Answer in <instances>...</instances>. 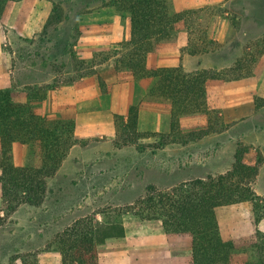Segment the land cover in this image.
I'll list each match as a JSON object with an SVG mask.
<instances>
[{
  "label": "rangeland",
  "instance_id": "1",
  "mask_svg": "<svg viewBox=\"0 0 264 264\" xmlns=\"http://www.w3.org/2000/svg\"><path fill=\"white\" fill-rule=\"evenodd\" d=\"M219 7H211L214 14L227 9ZM213 29L209 37L214 35L221 47L216 58L196 55L183 63L185 71L229 66L247 45V38L228 22ZM129 34V16L114 1L6 3L0 14V90L9 89L16 103H26L31 96L34 110L50 120L72 121L76 144L48 178L49 192L40 206L21 205L6 214L0 190V264H60L50 243L83 217L99 223L120 220L124 227L123 237L107 239L99 248V264H191L190 238L166 234L159 220H142L132 208L150 185L164 191L223 174L231 168L238 145L249 151L245 161L257 162L251 187L264 205V55L253 77L211 84V126L204 116L179 121L177 130L167 132L169 101L149 95L157 79L134 80L115 67L114 51ZM106 57L109 60L96 64ZM160 59L148 56L147 68H174L164 65L172 61L162 64ZM42 94L45 99L38 101ZM256 103L262 105L257 110ZM130 106L137 110L135 128L127 124ZM238 108L243 115L236 118ZM37 161L26 146L13 144L14 166H36ZM226 206L233 207L237 217L251 212L249 202L217 208L222 238L236 240L251 232L244 220L230 224L233 215Z\"/></svg>",
  "mask_w": 264,
  "mask_h": 264
},
{
  "label": "trees",
  "instance_id": "2",
  "mask_svg": "<svg viewBox=\"0 0 264 264\" xmlns=\"http://www.w3.org/2000/svg\"><path fill=\"white\" fill-rule=\"evenodd\" d=\"M8 1L18 0H0V14ZM110 1H114L118 10L125 11L130 21L129 39L120 44V50L114 51L118 56L115 67L134 80L157 79L149 95L169 101L172 132L183 118L205 116L211 126L208 100L211 84L240 81L258 72V63L264 55V14L258 11L264 9V1L228 0L223 5L227 9L219 14H214L211 7L176 11L173 0ZM222 21L247 38V45L231 65L198 71H185L182 65L147 68L148 56L176 49L190 56H214L221 47L214 35L209 36L216 31L211 28ZM107 60L108 57L96 64ZM97 80L101 86L100 77ZM29 97L26 103H16L9 89L0 90V190L6 214L21 205L40 206L49 192L48 178L59 170L76 144L73 122L60 117L50 120L37 113ZM45 97L42 94L38 101ZM261 106L256 103L255 109ZM127 124L132 128L137 126L135 106L128 110ZM15 143L26 146L30 156L37 157L36 166L17 167L11 163ZM248 152L238 145L231 168L223 174L195 178L164 191L148 186L145 198L136 202L132 214L146 221L159 220L168 235L190 238L191 264H230L234 260L242 264H264V233L256 229L264 219V205L251 187L258 166L257 162L245 161ZM242 202L251 204L254 229L242 238L224 240L216 208ZM117 214L122 217L121 213ZM2 223L0 216V227ZM124 233L120 220L99 223L83 217L58 234L50 247L59 254L60 264H99V248L107 239L123 237Z\"/></svg>",
  "mask_w": 264,
  "mask_h": 264
},
{
  "label": "crops",
  "instance_id": "3",
  "mask_svg": "<svg viewBox=\"0 0 264 264\" xmlns=\"http://www.w3.org/2000/svg\"><path fill=\"white\" fill-rule=\"evenodd\" d=\"M226 1L228 0H173V5H174V8L176 11H185V10H194V9H199V8H203V7H212V6H223L224 4H226ZM28 1H20L19 3L20 4H24V3H27ZM30 2H33V1H30ZM36 2V1H34ZM16 4H14L15 6ZM12 7L15 8V7ZM11 9V13L13 12ZM15 10V9H14ZM7 11V9H6ZM7 15V14H6ZM22 19V18H21ZM227 22V21H222L220 23L221 26L224 25V23ZM220 32H218L219 34ZM161 59L160 61H162L161 63L164 64V62H167V61H172V64H164L166 66H174L176 65V62H179L178 65H182V67H184L185 64H183L186 60H188L189 58H193L194 56H190V55H187V54H181L179 52V50H175V51H172L170 53H167V54H159L158 55ZM166 58H173V59H166ZM176 65V66H178ZM116 86V85H115ZM257 95L261 93L257 90L256 91ZM210 91H209V97H208V100H209V104H211L212 100H211V96H210ZM264 97V95H263ZM255 107V105H254ZM234 113L236 114V118L238 117H241L243 115V111H241L240 108H238L237 110L234 111ZM233 115V114H232ZM230 115V118L231 116ZM200 117H204V116H199V117H191V118H183L181 119L180 121L182 120H185V119H200ZM229 117V116H228ZM227 116H225V113H224V118H228ZM168 118H169V121H170V111H168ZM235 118V117H234ZM225 119V121H226ZM170 124V123H169ZM167 132H170V127L167 128ZM75 137V136H74ZM65 161V160H64ZM224 208H229L228 211L231 213L232 218H231V221L230 224L234 225L236 224L238 221H241V220H244L246 223H248L250 225V227L252 228L251 229V232H249L248 234L244 235V236H247L249 234L252 233L253 231V226H252V217H251V212H247L245 216L243 217H240V216H236L235 214L237 213V211H233L231 206H226ZM216 218H217V221H218V225H219V229H220V233H221V221H220V218L218 217V214H217V208H216ZM258 228L259 231H261L262 233H264V219H262L256 226ZM222 236V235H221ZM242 236V237H244ZM234 237V236H232ZM236 237V236H235ZM240 237V238H242Z\"/></svg>",
  "mask_w": 264,
  "mask_h": 264
}]
</instances>
